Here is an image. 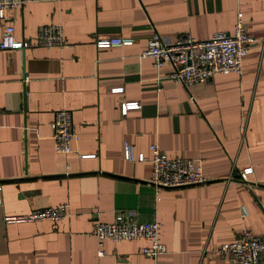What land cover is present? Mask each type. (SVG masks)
I'll use <instances>...</instances> for the list:
<instances>
[{"label": "crops", "instance_id": "obj_1", "mask_svg": "<svg viewBox=\"0 0 264 264\" xmlns=\"http://www.w3.org/2000/svg\"><path fill=\"white\" fill-rule=\"evenodd\" d=\"M239 18L260 39L240 73L185 86L168 77L170 65L157 70L141 56L154 33L208 39L233 32ZM46 23L61 25L69 45H38ZM8 24L32 45L0 49V264H229L222 245L247 230L264 235V0H34L7 10L0 43ZM108 37L135 41L98 49L95 40ZM121 101L141 106L123 115ZM63 108L80 136L68 154L53 139ZM152 144L200 159L207 181L157 193L152 163L138 159L152 157ZM59 204L66 220L3 221ZM121 211L161 222L167 251L152 257L147 240L92 235L95 220Z\"/></svg>", "mask_w": 264, "mask_h": 264}, {"label": "built area", "instance_id": "obj_2", "mask_svg": "<svg viewBox=\"0 0 264 264\" xmlns=\"http://www.w3.org/2000/svg\"><path fill=\"white\" fill-rule=\"evenodd\" d=\"M34 0H0V19H6V12L10 8L22 7ZM260 39L249 34L241 18L237 20L234 31L217 33L208 39H196L189 33L179 35L174 41H168L159 33L150 38L148 47L141 53L142 57H150L153 66L160 70L170 65L172 71L169 78L185 86L205 83L218 73L242 71L243 61L249 53L250 47ZM130 37L97 38L95 45L98 49L124 47L134 43ZM38 45L51 48H64L69 41L64 29L57 23H46L38 28ZM32 44L25 40H18L15 36L14 25L8 24L3 33L0 49L8 51L24 50ZM122 87L114 88V92H121ZM139 101H121L120 110L126 115L131 109L140 108ZM53 139L57 153H72L80 136L76 132L73 114L69 109H59L52 121ZM152 157L140 154L139 161L149 160L152 163L150 183L155 186L157 193L165 188H178L205 183L207 178L203 173L200 159L169 157L157 144L151 145ZM81 157H95V154H81ZM129 158V147L126 149ZM253 167L244 169L240 179L248 181V175ZM3 202L2 186L0 184V205ZM66 204L53 205L32 209L29 213L6 215L5 223H37L41 221L59 222L70 216ZM246 214V210L244 209ZM132 213L118 212L112 222L94 221L92 235L102 243L108 239L113 242L123 240L144 239L149 245L142 249L148 256L156 257L167 251L162 239V224L159 221L141 222L132 217ZM102 245V244H100ZM222 255L229 258V264H264V235H255L245 231L238 239L222 245L219 249ZM105 251L100 250L103 256Z\"/></svg>", "mask_w": 264, "mask_h": 264}]
</instances>
